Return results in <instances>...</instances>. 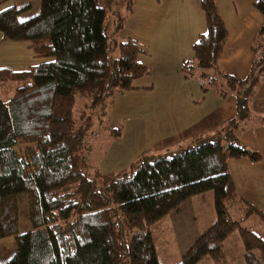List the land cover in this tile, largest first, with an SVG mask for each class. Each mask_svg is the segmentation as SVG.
Masks as SVG:
<instances>
[{
	"label": "trees",
	"instance_id": "16d2710c",
	"mask_svg": "<svg viewBox=\"0 0 264 264\" xmlns=\"http://www.w3.org/2000/svg\"><path fill=\"white\" fill-rule=\"evenodd\" d=\"M126 3L127 14L118 16L109 36L105 18L113 0H40L38 13L26 19L18 18L24 7L0 11L2 41L25 42L36 59L25 69L0 68V92L16 84L9 98L0 93V239L14 236L16 243L0 264H159L147 225L207 190L216 221L177 264L218 254L235 228L246 264H264V230L254 233L231 214L242 208L262 223L264 215L237 196L227 167L231 158L261 159L239 134L251 119L249 97L264 80V0H252L263 21L244 78L219 69L227 32L215 1L200 0L205 31L181 73L202 93L235 96V115L222 131L160 154L143 150L119 171L89 173L85 131L72 117L75 95L87 96L89 107L106 115L113 95L133 89L149 71L137 60L144 50L134 40L115 38L132 12L133 0ZM258 123L264 125V116Z\"/></svg>",
	"mask_w": 264,
	"mask_h": 264
},
{
	"label": "crops",
	"instance_id": "0c3cea01",
	"mask_svg": "<svg viewBox=\"0 0 264 264\" xmlns=\"http://www.w3.org/2000/svg\"><path fill=\"white\" fill-rule=\"evenodd\" d=\"M214 1L227 32L218 67L226 74L244 78L254 58L251 43L262 24V15L252 0ZM204 31L200 0H133L132 12L118 37L134 40L144 50L137 60L149 71L132 82L133 89L113 95L106 114L110 141L96 160L95 171L124 169L143 150L160 154L186 146L197 136L216 133L214 128L229 120L227 114L233 112L229 97L233 94L220 97L213 91L202 93L196 80L185 79L181 73V62L192 57L191 46ZM0 44L12 51L20 47L29 51L26 44L3 42L1 33ZM33 58V54L31 61L14 56L8 58L12 67L0 68L25 69L34 64ZM248 104L251 119L239 139L258 151L261 159L251 162L244 157L231 158L227 167L237 196L264 215V125L258 123L264 116V80L256 86ZM117 127L120 132L114 136L111 130Z\"/></svg>",
	"mask_w": 264,
	"mask_h": 264
},
{
	"label": "rangeland",
	"instance_id": "374dc122",
	"mask_svg": "<svg viewBox=\"0 0 264 264\" xmlns=\"http://www.w3.org/2000/svg\"><path fill=\"white\" fill-rule=\"evenodd\" d=\"M11 6L24 7L19 12L18 18L26 19L38 13L40 0H0V11ZM126 6V0H113V4L107 11L105 18V31L108 36L113 31L118 16L121 17L127 14ZM118 32L115 34L117 40H119ZM20 44L26 43L20 41ZM8 47V45L0 44V67H12L13 63L9 62L8 58L12 60L14 56H17V58L22 56L24 61H31L32 58L30 59V57L32 53L30 50L25 52V49L20 47L12 51V49H7ZM111 55L116 56L117 50H114ZM35 62L36 59L34 60ZM19 67H22V65ZM10 85L12 86L11 89L9 88ZM15 87V83H10L6 87L5 93L0 92L2 97L7 99L13 95ZM229 98L233 104V112L227 115H230L229 117L231 118L235 115V100H233L235 96L230 95ZM98 114V110L89 107V98L87 96L75 95L72 117L75 125L81 124L85 131L89 147L86 169L89 173L95 171L96 160L101 157L102 150L105 149L110 141L109 129L107 128V115ZM82 115L85 117L83 118ZM229 117L227 119H230ZM85 124L88 125L85 126ZM222 125L220 127L214 126V131H222L225 124ZM231 217L233 220H238L240 226L254 233L264 230V223L256 216L245 217L242 208L232 211ZM215 221L216 214L213 206V194L211 190H207L204 193L189 196L179 204L176 210H171L165 216L147 225L153 238L159 264L179 263L182 255L191 246L193 241ZM135 230H127L125 233L126 239H129L130 234ZM15 251L16 243L14 236L0 239V262L9 259ZM243 253L242 237L238 228H235L221 240L220 252L218 254L204 255L196 264H246Z\"/></svg>",
	"mask_w": 264,
	"mask_h": 264
}]
</instances>
